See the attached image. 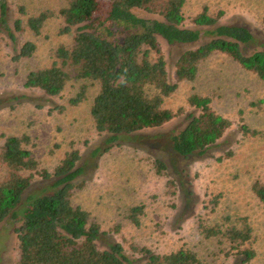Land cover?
I'll return each mask as SVG.
<instances>
[{
    "label": "trees",
    "instance_id": "trees-1",
    "mask_svg": "<svg viewBox=\"0 0 264 264\" xmlns=\"http://www.w3.org/2000/svg\"><path fill=\"white\" fill-rule=\"evenodd\" d=\"M185 0H65L56 12L45 9L29 15L18 6L19 15L10 23L7 0H0V35L29 29L38 34L53 15L61 18L60 33H71L68 45L58 44L49 64L29 70L23 86L51 96L60 94L70 80L79 81L68 98L76 105L86 98L88 84L96 83L89 114L99 133L109 134L113 144L120 135L163 125L177 112L164 105L179 81L194 80L198 65L212 53H224L245 70L264 81V39L256 38L244 24L222 22V11L206 6L186 18ZM185 45L174 61L170 80L161 41ZM251 48L249 51L248 48ZM36 50L32 40L20 44L12 58L30 57ZM186 102L195 109L183 127L173 131L170 145L178 155L204 153L220 139L231 120L215 111L211 98L196 92ZM247 136H264L261 130L241 123ZM0 222L10 219L17 241L16 264H202L197 252L179 246L158 253L147 246L130 244L131 256L120 242L104 240V232L88 210L70 200L81 184L79 150H66L51 168H42L30 148L26 134H1ZM109 149V146L104 148ZM98 150V149H97ZM230 155V152H228ZM219 159V158H218ZM154 171L164 174L166 164L152 160ZM43 182L35 186L36 179ZM174 193L175 180H166ZM255 196L264 203V179L251 184ZM217 194L212 203L217 204ZM144 205L127 209L126 218L139 225ZM197 230L205 238L226 243L225 255L249 264L255 256L253 229L246 215H221L214 221L197 219ZM104 240V247L98 245ZM207 264V263H204Z\"/></svg>",
    "mask_w": 264,
    "mask_h": 264
},
{
    "label": "rangeland",
    "instance_id": "rangeland-1",
    "mask_svg": "<svg viewBox=\"0 0 264 264\" xmlns=\"http://www.w3.org/2000/svg\"><path fill=\"white\" fill-rule=\"evenodd\" d=\"M7 3L11 23L17 17L25 21L18 6L33 15L45 9L56 12L65 0ZM203 6L210 12L221 10L222 22L244 24L256 38L264 39V0H185L183 13L189 18ZM60 26L61 18L53 15L36 35L25 25L20 31L11 25L14 40L7 32L0 35V135L26 134L27 147L39 166L47 169L66 150L77 148L82 172L76 183L81 186L71 193L70 200L90 212L104 232V240L120 242L130 256V244L158 253L184 246L195 250L202 264H242L238 256L224 254L226 243L205 238L197 230L198 218L214 221L221 215L241 214L248 217L253 229L255 256L249 264H264V203L250 186L255 179H264V136H247L240 130L241 123H246L264 133V81L227 54L212 53L199 63L194 80L179 81L176 90L165 98L164 105L174 112L179 110L178 114L159 127L120 135L111 144L109 134L95 130L89 114L96 83L86 81V98L76 105H70L68 98L79 81L70 80L55 96L23 86L25 74L49 64L58 44H70L73 32L60 33ZM26 40L34 41L36 50L28 58L14 60L12 56ZM160 41L173 80L174 61L187 46ZM193 92L209 96L212 108L231 124L204 153L183 157L172 150L169 136L195 112L186 102ZM154 158L165 162L164 174L154 171ZM3 174L0 164V177ZM168 178L175 180L174 193L167 189ZM35 179V186L43 183L39 177ZM139 203L144 211L135 226L126 213ZM14 226L8 218L0 222V264H16ZM104 240L98 241L100 247H104Z\"/></svg>",
    "mask_w": 264,
    "mask_h": 264
}]
</instances>
